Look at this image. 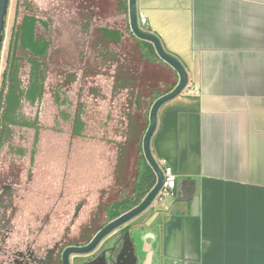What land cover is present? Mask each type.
Wrapping results in <instances>:
<instances>
[{
	"label": "crops",
	"instance_id": "obj_1",
	"mask_svg": "<svg viewBox=\"0 0 264 264\" xmlns=\"http://www.w3.org/2000/svg\"><path fill=\"white\" fill-rule=\"evenodd\" d=\"M13 6L5 70L22 38L40 51L51 43L50 12L54 28L66 14L90 53L95 46L112 56L113 77L102 73L101 80L107 90L133 94L127 129L135 115L143 126L134 139L140 170L133 181L147 190L156 176L143 150L151 98L138 99V92L166 90L179 74L132 32L129 0H15ZM137 10L189 75L184 91L160 107L151 140L160 167L177 175L175 195L168 210L152 204L94 251L73 255L71 264H264V0H137ZM125 62L131 67L122 76ZM128 141L126 135L118 142V156ZM107 206L108 220L115 206Z\"/></svg>",
	"mask_w": 264,
	"mask_h": 264
},
{
	"label": "rangeland",
	"instance_id": "obj_2",
	"mask_svg": "<svg viewBox=\"0 0 264 264\" xmlns=\"http://www.w3.org/2000/svg\"><path fill=\"white\" fill-rule=\"evenodd\" d=\"M14 2L7 16L0 91ZM48 19L47 34L55 48L46 58L45 94L35 104L24 100L22 121L33 125L13 127L11 140L0 152V179L6 181L0 183V194L12 201L0 207V264H10L21 251L45 257L42 264H63L56 249L86 242L106 222L107 205L134 196L133 180L140 170L134 139L143 126L137 115L130 118L127 129V117L134 110L129 105L133 94L107 90L101 80L102 73L109 80L113 77V64H107L112 56L95 46L90 53L82 29L70 26L68 15L61 27L52 26V12ZM125 66L131 64H121L119 75L126 74ZM30 68L25 62L21 70L25 86ZM143 94L149 98L150 92ZM146 109L150 114V105ZM77 115L85 123L81 136L74 134ZM126 135L129 141L121 146L119 157L118 142ZM117 159L118 170H114Z\"/></svg>",
	"mask_w": 264,
	"mask_h": 264
},
{
	"label": "trees",
	"instance_id": "obj_3",
	"mask_svg": "<svg viewBox=\"0 0 264 264\" xmlns=\"http://www.w3.org/2000/svg\"><path fill=\"white\" fill-rule=\"evenodd\" d=\"M34 22L35 24L37 23L36 18ZM31 32L32 34L35 32V26L32 28ZM24 41L25 40L22 38L18 43V48L15 49L13 53V57L8 58L7 69L3 73V83L0 91V152L4 148V146L11 140L13 136V126L33 125L28 124L26 121H22L21 107L24 100L29 101L31 104H35L36 102L40 101L45 94L46 56L48 54L51 43H47L45 47L40 51L37 44H31V41ZM36 41L38 40L36 39ZM26 50H30L31 52V56L29 58H25L24 56ZM25 62L30 63L31 65L30 80L27 86L24 85L21 77V70ZM124 77L128 80L132 78L128 74ZM176 85L177 84L175 83L173 84V86L163 91H151L149 94V98H151V101L149 103L150 108L160 96L172 91ZM128 87H131V84H129ZM143 97L144 95H141V91H139L138 99ZM145 98L147 97L145 96ZM84 127V121L82 120L80 115H77L75 120L74 134L78 136L83 135L82 130L84 129ZM39 130L40 129H37V138L39 137ZM155 183L156 176L153 177V179L149 182V188L145 190L144 182H136L133 187L134 196H127L123 200L111 202L109 205L115 206V210L114 212H110L107 222L100 226L97 231H99L107 223L111 222L123 213L140 204L142 199L147 195V193L151 190ZM90 240L91 239H88L87 243H89ZM66 246L63 247L62 251L66 248Z\"/></svg>",
	"mask_w": 264,
	"mask_h": 264
},
{
	"label": "water",
	"instance_id": "obj_4",
	"mask_svg": "<svg viewBox=\"0 0 264 264\" xmlns=\"http://www.w3.org/2000/svg\"><path fill=\"white\" fill-rule=\"evenodd\" d=\"M10 7V0H0V68L2 60V50L4 45V33L6 30L7 16ZM137 0H129V16L132 32L139 38L151 42L158 55L162 60L170 64L179 74V81L175 88L160 96L152 105L150 111V124L147 129V132L144 136L143 141V150L145 158L147 159L150 166L153 168L156 174V183L147 193V195L142 199L141 203L132 208L131 210L123 213L116 219L112 220L101 228L90 242L86 245H69L62 252L63 264H71V257L75 254H87L94 251L98 245L103 241V239L112 233L118 227L129 222L131 219L148 209L154 202L155 198L159 194L163 183H164V174L163 170L156 161L152 149H151V140L152 136L157 127L158 112L160 107L167 101L175 98L180 95L186 88L189 82V75L183 64L175 56L167 52L162 44L161 39L155 35L148 32H144L140 29L138 25L137 18Z\"/></svg>",
	"mask_w": 264,
	"mask_h": 264
},
{
	"label": "built area",
	"instance_id": "obj_5",
	"mask_svg": "<svg viewBox=\"0 0 264 264\" xmlns=\"http://www.w3.org/2000/svg\"><path fill=\"white\" fill-rule=\"evenodd\" d=\"M137 18H138V25L142 31L157 35L154 32V30L149 26L144 11H137ZM162 170L164 174V183L159 194L155 198L153 205H156L164 210H168L170 208V205L168 204L167 200L169 197L174 198L177 175L171 166L164 165L162 167Z\"/></svg>",
	"mask_w": 264,
	"mask_h": 264
},
{
	"label": "flooded vegetation",
	"instance_id": "obj_6",
	"mask_svg": "<svg viewBox=\"0 0 264 264\" xmlns=\"http://www.w3.org/2000/svg\"><path fill=\"white\" fill-rule=\"evenodd\" d=\"M4 199H6L5 202H4ZM7 203H12V201L9 199L8 196L7 197L6 196L0 197V207L6 205ZM8 206H11L13 208L12 204H10ZM4 207H7V205ZM67 246H69V244H67ZM63 251L61 249L57 248L55 253L62 256ZM44 258L36 256L33 252H30V251H27V252L21 251L20 253L15 255V257L13 258V260L10 264H42L44 261Z\"/></svg>",
	"mask_w": 264,
	"mask_h": 264
}]
</instances>
